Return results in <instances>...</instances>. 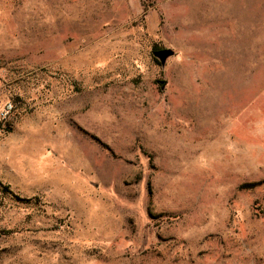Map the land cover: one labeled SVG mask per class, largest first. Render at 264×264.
Wrapping results in <instances>:
<instances>
[{"label":"rangeland","instance_id":"1","mask_svg":"<svg viewBox=\"0 0 264 264\" xmlns=\"http://www.w3.org/2000/svg\"><path fill=\"white\" fill-rule=\"evenodd\" d=\"M7 103L0 264H264V0H0Z\"/></svg>","mask_w":264,"mask_h":264},{"label":"water","instance_id":"2","mask_svg":"<svg viewBox=\"0 0 264 264\" xmlns=\"http://www.w3.org/2000/svg\"><path fill=\"white\" fill-rule=\"evenodd\" d=\"M173 50L169 49V48H161V49H157V50H154L152 52V55L155 59L158 60V62L161 64V65H164L165 64V61L171 57L173 55Z\"/></svg>","mask_w":264,"mask_h":264},{"label":"built area","instance_id":"3","mask_svg":"<svg viewBox=\"0 0 264 264\" xmlns=\"http://www.w3.org/2000/svg\"><path fill=\"white\" fill-rule=\"evenodd\" d=\"M12 109L13 107L10 103L5 104L0 111V115L2 116V118L6 117V115H8L12 111Z\"/></svg>","mask_w":264,"mask_h":264},{"label":"trees","instance_id":"4","mask_svg":"<svg viewBox=\"0 0 264 264\" xmlns=\"http://www.w3.org/2000/svg\"><path fill=\"white\" fill-rule=\"evenodd\" d=\"M154 49H157V47L156 46H154ZM9 233H12L13 231L12 230H10V231H8Z\"/></svg>","mask_w":264,"mask_h":264}]
</instances>
